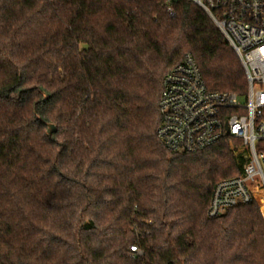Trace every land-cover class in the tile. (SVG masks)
Masks as SVG:
<instances>
[{
  "label": "trees",
  "instance_id": "obj_1",
  "mask_svg": "<svg viewBox=\"0 0 264 264\" xmlns=\"http://www.w3.org/2000/svg\"><path fill=\"white\" fill-rule=\"evenodd\" d=\"M173 9L0 0V264H264V191L207 217L245 164L235 140L187 155L156 137L162 80L186 55L209 91L246 92L207 15Z\"/></svg>",
  "mask_w": 264,
  "mask_h": 264
},
{
  "label": "built area",
  "instance_id": "obj_2",
  "mask_svg": "<svg viewBox=\"0 0 264 264\" xmlns=\"http://www.w3.org/2000/svg\"><path fill=\"white\" fill-rule=\"evenodd\" d=\"M178 1L207 15L238 57L246 79L243 96L209 91L194 59L186 55L161 84L156 137L166 151L195 154L224 137L246 149L241 174L220 181L212 191L207 217L216 219L264 191V152L257 148L264 141V0H165L168 16H174ZM129 252L139 254L134 246Z\"/></svg>",
  "mask_w": 264,
  "mask_h": 264
},
{
  "label": "rangeland",
  "instance_id": "obj_3",
  "mask_svg": "<svg viewBox=\"0 0 264 264\" xmlns=\"http://www.w3.org/2000/svg\"><path fill=\"white\" fill-rule=\"evenodd\" d=\"M229 148L232 151L234 157H237L239 155L242 156L243 159L247 157L246 149L239 141H236V140L230 141ZM260 212H261V215L264 216V206L260 207Z\"/></svg>",
  "mask_w": 264,
  "mask_h": 264
},
{
  "label": "water",
  "instance_id": "obj_4",
  "mask_svg": "<svg viewBox=\"0 0 264 264\" xmlns=\"http://www.w3.org/2000/svg\"><path fill=\"white\" fill-rule=\"evenodd\" d=\"M47 128H48L47 132H48L49 135L55 132V128H54V126H52V125H48Z\"/></svg>",
  "mask_w": 264,
  "mask_h": 264
}]
</instances>
